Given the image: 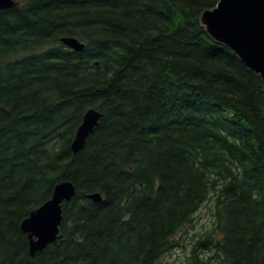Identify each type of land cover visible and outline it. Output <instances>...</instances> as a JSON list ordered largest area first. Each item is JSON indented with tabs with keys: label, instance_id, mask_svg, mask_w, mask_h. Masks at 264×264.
<instances>
[{
	"label": "trees",
	"instance_id": "1",
	"mask_svg": "<svg viewBox=\"0 0 264 264\" xmlns=\"http://www.w3.org/2000/svg\"><path fill=\"white\" fill-rule=\"evenodd\" d=\"M16 1L0 9V264H163L208 202L186 264H264V81L201 22L218 0ZM65 180L60 236L33 256L22 221Z\"/></svg>",
	"mask_w": 264,
	"mask_h": 264
},
{
	"label": "water",
	"instance_id": "2",
	"mask_svg": "<svg viewBox=\"0 0 264 264\" xmlns=\"http://www.w3.org/2000/svg\"><path fill=\"white\" fill-rule=\"evenodd\" d=\"M16 4L15 0H0V9ZM201 22L215 40L235 51L264 81V0H218L215 7L203 11ZM62 41L78 51L85 47L84 42L74 36L63 37ZM101 115L94 107L86 111L72 142L74 153L84 147ZM75 194L76 186L72 181L58 183L52 197L22 221L21 228L28 234L33 256L59 238L63 219L62 205L69 202ZM88 196L101 199L99 193Z\"/></svg>",
	"mask_w": 264,
	"mask_h": 264
},
{
	"label": "rangeland",
	"instance_id": "3",
	"mask_svg": "<svg viewBox=\"0 0 264 264\" xmlns=\"http://www.w3.org/2000/svg\"><path fill=\"white\" fill-rule=\"evenodd\" d=\"M212 206L210 202L206 203L196 214L194 222L177 233L178 245L162 257L163 264H186L190 244L211 226Z\"/></svg>",
	"mask_w": 264,
	"mask_h": 264
},
{
	"label": "bare ground",
	"instance_id": "4",
	"mask_svg": "<svg viewBox=\"0 0 264 264\" xmlns=\"http://www.w3.org/2000/svg\"><path fill=\"white\" fill-rule=\"evenodd\" d=\"M15 1H16V0H15ZM16 2H17V1H16ZM13 7H14V6H13ZM8 8H9V7H8ZM64 37H67V36H64ZM62 38H63V37H62ZM62 38H61V41H62ZM79 40H80V39H79ZM80 41H81V40H80ZM62 42H63V41H62ZM63 43H64V42H63ZM84 44H85V43H84ZM66 45H67V44H66ZM67 46H68V45H67ZM68 47H69V46H68ZM70 48H71V47H70ZM84 48H85V47H84ZM72 49H74V48H72ZM74 50H75V49H74ZM83 50H84V49H83ZM77 51H78V50H77ZM70 181H71V180H70ZM48 200H49V199H48ZM41 205H42V204H41ZM41 205H40V206H41ZM62 207H63V205H62ZM38 208H39V207H37L35 210H37ZM35 210H33V211H35ZM33 211H32V212H33ZM32 212H31V213H32Z\"/></svg>",
	"mask_w": 264,
	"mask_h": 264
}]
</instances>
